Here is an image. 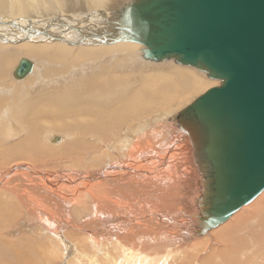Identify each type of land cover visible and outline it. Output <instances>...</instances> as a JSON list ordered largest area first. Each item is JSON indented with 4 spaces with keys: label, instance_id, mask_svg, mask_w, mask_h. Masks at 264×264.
Listing matches in <instances>:
<instances>
[{
    "label": "bare ground",
    "instance_id": "bare-ground-1",
    "mask_svg": "<svg viewBox=\"0 0 264 264\" xmlns=\"http://www.w3.org/2000/svg\"><path fill=\"white\" fill-rule=\"evenodd\" d=\"M54 1L76 8L82 28L55 27L52 39L0 28V264H264V187L244 186L250 201L213 224L222 147L194 103L224 81L151 54L148 26L135 28L151 0H100L130 8L86 29L99 14L89 0ZM12 5L56 19L51 0ZM22 55L34 70L18 79L17 65L19 81L2 85Z\"/></svg>",
    "mask_w": 264,
    "mask_h": 264
},
{
    "label": "water",
    "instance_id": "water-1",
    "mask_svg": "<svg viewBox=\"0 0 264 264\" xmlns=\"http://www.w3.org/2000/svg\"><path fill=\"white\" fill-rule=\"evenodd\" d=\"M142 16L153 56L202 63L224 81L194 103L222 147L216 225L250 201L244 186L264 187V0H151ZM32 68L22 59L15 77Z\"/></svg>",
    "mask_w": 264,
    "mask_h": 264
},
{
    "label": "rangeland",
    "instance_id": "rangeland-1",
    "mask_svg": "<svg viewBox=\"0 0 264 264\" xmlns=\"http://www.w3.org/2000/svg\"><path fill=\"white\" fill-rule=\"evenodd\" d=\"M8 1H9V5L11 7H10V9L8 11L0 12V28H6L5 25H4V21L11 22L12 25H13V27L14 26L21 27V26L26 25L29 28H24V30H26V29H29V30H37L36 33L34 34V37H38L40 39H52V38L57 37V36H52L50 38L48 37L51 29H54L55 27L58 28L59 32L62 31V28H63V32H66L68 30H71V27L73 26L72 23H75V25H77L76 31H78L79 29L82 28V26H81L80 23L77 24L78 23V20H79L80 13L79 12L76 13L77 12V9L76 8L74 9V14H66V13H64L61 5L58 2H56L54 0H51L54 8L56 9V19L53 20L54 18L51 15H45V16H43L41 18H37V19L31 20V19H29V18H27V17H25V16H23L21 14V12L18 9V5L13 8V5H12L13 0H8ZM108 1L110 3L113 2V0H108ZM89 2L92 4V9L89 12L91 14H93V13H99V14H98V18H96L97 20L93 19V20H91L90 25L84 26L85 29L88 28L91 25H95V24L96 25H99L100 24V21L102 19L108 20V19L111 18L112 20L115 21V23H120V21L116 20V18L117 19H120L119 17L122 18V16H120L119 13L122 14V15H125V14H127L126 13V10H128L130 8V6H122V7H119L115 11H109V10L105 9L104 5L102 4V2L100 0H89ZM106 15L108 17H106ZM41 20L43 22H41V24H40L39 21H41ZM143 20H144V18L143 19H140V20H135L136 21L135 28H137L136 30H139L141 27H145L146 26V24L143 23ZM42 27H45V29L41 30ZM22 30H23V28H22ZM145 30H146V28H145ZM144 31L140 32L139 34L142 35ZM108 34H109V36L107 38H111L112 37L111 34H113L115 36H119L118 33H113V32L110 33L109 31H108ZM129 34H123V35H120V36L126 37ZM19 35L20 34H18V36ZM44 37H46V38H44ZM63 37H64V35L61 36L59 39H62ZM10 40L12 42H18V43H20V42H22V43H25V42H28V43H40V42H42L43 43V41H41V40H31V41H18V40H12V39H10ZM59 41L60 40L54 41L51 44L58 43ZM82 46L83 45H77L76 47H82ZM23 58H25L27 60H30L33 63V65H34L35 58L33 56H31V55L15 56L13 58V61L10 63V65L13 66V67L10 70L9 78L5 77L2 85L6 86V82H7L9 84V86H12V85H14V84H12L13 83L12 81H16V82L19 81V80H14L13 79V78H15L13 72H14L15 67L19 64V62ZM52 66L53 65H47L48 68H50ZM33 70H34V68H33ZM11 74H12L13 78L11 77ZM0 100H3V96L0 98ZM1 118H2V113H1V108H0V120H1ZM53 130L56 131L55 129H53ZM57 140L59 142L61 140V137H59ZM56 142L57 141L52 142V143H56ZM60 142H62V140ZM110 145H112V144H110ZM28 166L32 169V171L34 173H36L37 172V169L39 168V167H35V166H32V165H28ZM29 176L30 175H28V174H20V176L18 178V181L19 182H23ZM84 179L85 178L82 177L81 178V181H84ZM66 186L67 187H70L71 184H67L66 183ZM56 191H60L61 192V190H60L59 187L57 188Z\"/></svg>",
    "mask_w": 264,
    "mask_h": 264
}]
</instances>
